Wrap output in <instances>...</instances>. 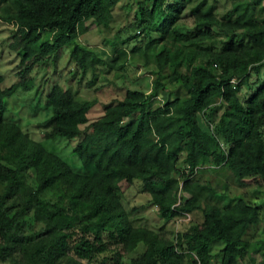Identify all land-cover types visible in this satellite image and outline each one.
<instances>
[{
  "label": "trees",
  "instance_id": "16d2710c",
  "mask_svg": "<svg viewBox=\"0 0 264 264\" xmlns=\"http://www.w3.org/2000/svg\"><path fill=\"white\" fill-rule=\"evenodd\" d=\"M120 2L0 0L22 63L48 66L67 48L74 74L91 75V87L130 59L153 76L149 89L127 88L93 121L96 100L72 88L75 76L49 87L50 115L40 126L48 139L80 138L75 168L8 118L9 99L27 85L4 87L0 73V264H90L100 256L124 264L125 255L131 264H217L215 242L224 244L220 264H264V200L241 193L224 202L227 184L220 191L196 177L211 164L241 187L264 184V0H234L222 16L209 0H140L128 30L135 33L121 43L143 33L146 44L129 53L115 41L109 59L81 40L89 22L110 27ZM189 15L192 28L182 23ZM123 181H139L166 223L195 212L202 221L176 236L135 225ZM30 215L45 231L33 239Z\"/></svg>",
  "mask_w": 264,
  "mask_h": 264
},
{
  "label": "rangeland",
  "instance_id": "374dc122",
  "mask_svg": "<svg viewBox=\"0 0 264 264\" xmlns=\"http://www.w3.org/2000/svg\"><path fill=\"white\" fill-rule=\"evenodd\" d=\"M140 0H121V2L114 8V21L110 27H97L94 23L89 22L90 31L87 32L81 42H85L98 49V51L105 57L113 59L115 57L116 49L114 47L126 48L131 53L135 45L144 46L146 41H142L143 33L126 44H122L124 38H128L130 32L129 25L134 21L137 3ZM215 6L219 16H222L229 9L232 8L234 0H209ZM189 7L187 9L188 13ZM182 23L187 28L193 27L192 16H187ZM16 28L13 23H6L0 20V73L4 76V87H9L16 82L25 83L27 87H20L18 92L8 101V118L17 121L24 129L28 130L36 140L44 142L45 145L62 155L75 168L82 166L79 157L74 152V147L80 138L69 140L67 138L48 139L46 137L45 128L40 126L50 115V110L47 107L46 95L49 87L55 82L67 83L73 76L71 81L72 88L82 97L96 100V104L89 112L90 121L100 118L106 106L115 100L122 99L127 91V88H143L145 90L151 87L153 79L150 71L140 66L142 63L138 59L129 60L125 68H121L118 72L116 70H109L107 73H101L96 85L91 87L88 84V76L75 75L78 71L75 63L72 61L69 49H65L62 56L49 62L48 66H44L42 62L29 61L22 63L21 53L13 50L10 47V42L14 35ZM117 42L115 46L113 42ZM139 56V54H137ZM120 65V64H118ZM24 73V74H22ZM118 73V75H117ZM200 121L206 130L211 131V125L208 124L203 115L200 116ZM85 127V125L83 126ZM186 167L185 163L180 165L181 169ZM208 170L206 172L196 175L202 181L210 180L214 186L220 188L222 185H228V191L219 200L224 202L233 201L241 193H246L252 200H258V203L264 200V184L257 185L255 181H248V185L239 186L232 173L223 169L221 173L213 172L211 164L205 166ZM123 191L122 200L125 208L130 212L131 219L137 226H147L154 230L163 229L169 235L173 233L176 236L178 232L186 229L192 222H201L202 216L200 212L191 214V217H179L166 223L158 213L156 207L150 203V195L145 192L139 181L134 182L133 185L127 181L121 184ZM2 185L0 184V190ZM222 189V190H221ZM258 197V198H257ZM257 198V199H256ZM30 215V223L26 227V234L29 238H37L39 234H43V224L36 222ZM263 225L258 226V229H253V239H256L261 232ZM172 236V235H171ZM224 244L215 242L212 246V253L215 256L214 262L221 263ZM111 257V254H108ZM107 255V256H108ZM103 256H100L97 261L90 264H104ZM248 261V259H246ZM122 262L124 264H131V256L125 255ZM105 264H118L114 259H109Z\"/></svg>",
  "mask_w": 264,
  "mask_h": 264
},
{
  "label": "built area",
  "instance_id": "2783aa9c",
  "mask_svg": "<svg viewBox=\"0 0 264 264\" xmlns=\"http://www.w3.org/2000/svg\"><path fill=\"white\" fill-rule=\"evenodd\" d=\"M185 216H187V217H191V215H190V213H184V216L183 217H185Z\"/></svg>",
  "mask_w": 264,
  "mask_h": 264
}]
</instances>
